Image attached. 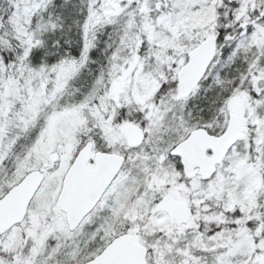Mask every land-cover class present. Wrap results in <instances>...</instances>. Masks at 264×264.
<instances>
[{
	"label": "snow or ice",
	"instance_id": "obj_1",
	"mask_svg": "<svg viewBox=\"0 0 264 264\" xmlns=\"http://www.w3.org/2000/svg\"><path fill=\"white\" fill-rule=\"evenodd\" d=\"M0 264H264V0H0Z\"/></svg>",
	"mask_w": 264,
	"mask_h": 264
}]
</instances>
